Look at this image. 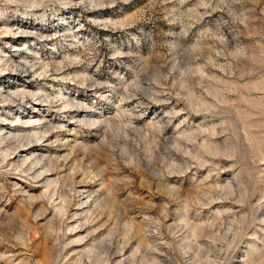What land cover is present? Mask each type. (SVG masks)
<instances>
[{"label":"rangeland","instance_id":"1","mask_svg":"<svg viewBox=\"0 0 264 264\" xmlns=\"http://www.w3.org/2000/svg\"><path fill=\"white\" fill-rule=\"evenodd\" d=\"M0 264H264V0H0Z\"/></svg>","mask_w":264,"mask_h":264},{"label":"bare ground","instance_id":"2","mask_svg":"<svg viewBox=\"0 0 264 264\" xmlns=\"http://www.w3.org/2000/svg\"><path fill=\"white\" fill-rule=\"evenodd\" d=\"M69 102H70V101H69ZM69 102H68V105H69ZM66 103H67V102H66ZM65 107H67V105H66ZM39 121H40V119H39ZM39 121H38V122H39ZM50 125H51V124H50ZM17 142H18V141H17ZM14 145H15V144H14ZM27 146H28V145H27ZM7 153H9V152H7ZM7 153H6V154H7ZM5 157H6V156H5ZM8 157H10V156L8 155ZM5 159H6V158H5ZM27 160H28V159H27ZM3 161H4V160H3ZM22 161H24V160H22ZM19 163H20V162H19ZM21 163H22V162H21ZM48 164H49V163H48ZM22 166H24V165H22ZM39 176H40V175H39ZM63 211H65V210H63Z\"/></svg>","mask_w":264,"mask_h":264}]
</instances>
